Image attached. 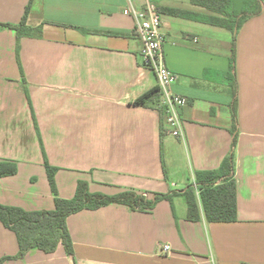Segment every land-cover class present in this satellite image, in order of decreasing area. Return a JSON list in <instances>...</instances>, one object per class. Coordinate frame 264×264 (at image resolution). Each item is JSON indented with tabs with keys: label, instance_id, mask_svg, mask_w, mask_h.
Listing matches in <instances>:
<instances>
[{
	"label": "crops",
	"instance_id": "obj_1",
	"mask_svg": "<svg viewBox=\"0 0 264 264\" xmlns=\"http://www.w3.org/2000/svg\"><path fill=\"white\" fill-rule=\"evenodd\" d=\"M29 4L27 25L39 29L18 39L5 24H19ZM127 4L0 0V160L18 164L17 174L0 177L1 203L54 209L46 160L57 167L60 197L73 198L80 180L92 192L153 197L185 189L230 153L233 33L207 22L210 12L191 0H158L167 63L180 76L173 89L188 98L180 140L156 104L135 103L158 82ZM236 51L238 221H190L182 193L151 212L110 204L67 218L73 256L60 244L0 264H264V2L239 30ZM18 252L0 220V260Z\"/></svg>",
	"mask_w": 264,
	"mask_h": 264
},
{
	"label": "trees",
	"instance_id": "obj_2",
	"mask_svg": "<svg viewBox=\"0 0 264 264\" xmlns=\"http://www.w3.org/2000/svg\"><path fill=\"white\" fill-rule=\"evenodd\" d=\"M193 4L205 7L209 12L207 22L226 27L233 33L231 54V78L233 102L231 105L233 118V143L230 153L219 168L198 170L195 180L185 189L170 193H154L153 197L125 190L117 194L92 192L87 181L78 182L73 198L60 197L56 184L57 167L46 160V168L51 188L55 193V208L52 210H27L0 202V220L17 237L19 252L15 256H6L0 260L22 259L28 252L40 249L53 253L63 244L68 255L73 256L74 244L67 224V218L84 209H99L110 204H123L133 210L151 212L161 200L172 201L177 193H182L188 204L187 219L198 222L203 217L209 222H236L238 217V185L235 179L236 150L238 144V82L236 76L237 34L243 25L253 16L259 15L264 0H246L245 7L238 10L234 0H191ZM30 4L27 6L23 19L19 24L4 23L17 31L18 39L39 28L27 25ZM163 11V9H162ZM164 11L183 17L192 16V12L174 7H166ZM159 87H155L135 100V103L146 106L151 103L158 105ZM163 113V112H162ZM164 114V113H163ZM18 173V164L12 160H0V177Z\"/></svg>",
	"mask_w": 264,
	"mask_h": 264
},
{
	"label": "built area",
	"instance_id": "obj_3",
	"mask_svg": "<svg viewBox=\"0 0 264 264\" xmlns=\"http://www.w3.org/2000/svg\"><path fill=\"white\" fill-rule=\"evenodd\" d=\"M123 12L134 18L135 34L143 44V63L156 75L160 92L157 106L164 113L169 125L167 132L177 139L185 140L186 134L181 110L188 104V98L173 89L180 76L171 70L167 63L166 38L162 29V16L158 0H142V5H138L135 0H128ZM170 250V244L162 246L164 253H168Z\"/></svg>",
	"mask_w": 264,
	"mask_h": 264
},
{
	"label": "rangeland",
	"instance_id": "obj_4",
	"mask_svg": "<svg viewBox=\"0 0 264 264\" xmlns=\"http://www.w3.org/2000/svg\"><path fill=\"white\" fill-rule=\"evenodd\" d=\"M235 1V7L240 10V9H243L245 7V3H246V0H234ZM195 180V178H194ZM194 182V181H193ZM192 182V183H193ZM191 184V183H190Z\"/></svg>",
	"mask_w": 264,
	"mask_h": 264
}]
</instances>
